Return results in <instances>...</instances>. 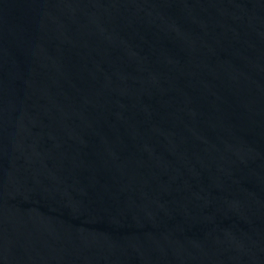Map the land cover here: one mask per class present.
I'll return each instance as SVG.
<instances>
[{"label":"water","instance_id":"obj_1","mask_svg":"<svg viewBox=\"0 0 264 264\" xmlns=\"http://www.w3.org/2000/svg\"><path fill=\"white\" fill-rule=\"evenodd\" d=\"M0 264H264V0H0Z\"/></svg>","mask_w":264,"mask_h":264}]
</instances>
